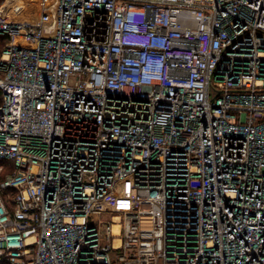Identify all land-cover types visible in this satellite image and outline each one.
<instances>
[{"label":"built area","instance_id":"2783aa9c","mask_svg":"<svg viewBox=\"0 0 264 264\" xmlns=\"http://www.w3.org/2000/svg\"><path fill=\"white\" fill-rule=\"evenodd\" d=\"M35 1L0 7V264H264V0Z\"/></svg>","mask_w":264,"mask_h":264},{"label":"rangeland","instance_id":"374dc122","mask_svg":"<svg viewBox=\"0 0 264 264\" xmlns=\"http://www.w3.org/2000/svg\"><path fill=\"white\" fill-rule=\"evenodd\" d=\"M8 0H4L2 4L0 5L4 7H1V12L7 13V15L16 16L17 18L25 19L27 20L30 15H36L37 14V7L35 5H32V8L28 6V1L36 2L35 0H20V1H11L10 3L7 2ZM4 9V10H3ZM22 12H25L22 14ZM2 13H0V16ZM30 14V15H29Z\"/></svg>","mask_w":264,"mask_h":264},{"label":"trees","instance_id":"16d2710c","mask_svg":"<svg viewBox=\"0 0 264 264\" xmlns=\"http://www.w3.org/2000/svg\"><path fill=\"white\" fill-rule=\"evenodd\" d=\"M3 1L4 0H0V5L2 4ZM6 41H7L6 37L0 36V54H1L2 50H3L4 44H5ZM4 176H5V173H2L0 175V179H2Z\"/></svg>","mask_w":264,"mask_h":264},{"label":"bare ground","instance_id":"6f19581e","mask_svg":"<svg viewBox=\"0 0 264 264\" xmlns=\"http://www.w3.org/2000/svg\"><path fill=\"white\" fill-rule=\"evenodd\" d=\"M11 1H20V0H8L7 2L10 3ZM4 7V5L2 6V8ZM4 10V9H3Z\"/></svg>","mask_w":264,"mask_h":264}]
</instances>
